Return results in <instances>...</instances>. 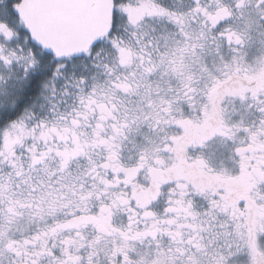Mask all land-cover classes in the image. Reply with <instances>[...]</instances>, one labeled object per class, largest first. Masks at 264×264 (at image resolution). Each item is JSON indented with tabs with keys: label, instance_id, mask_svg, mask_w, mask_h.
<instances>
[{
	"label": "snow or ice",
	"instance_id": "6c2138e0",
	"mask_svg": "<svg viewBox=\"0 0 264 264\" xmlns=\"http://www.w3.org/2000/svg\"><path fill=\"white\" fill-rule=\"evenodd\" d=\"M0 264H264V0H0Z\"/></svg>",
	"mask_w": 264,
	"mask_h": 264
}]
</instances>
